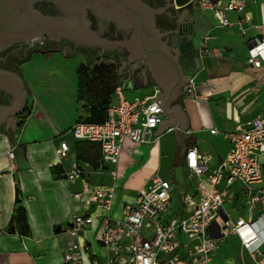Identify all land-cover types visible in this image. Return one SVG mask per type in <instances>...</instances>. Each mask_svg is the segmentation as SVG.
Instances as JSON below:
<instances>
[{"label": "crops", "instance_id": "obj_1", "mask_svg": "<svg viewBox=\"0 0 264 264\" xmlns=\"http://www.w3.org/2000/svg\"><path fill=\"white\" fill-rule=\"evenodd\" d=\"M186 4L180 17L191 24V38L199 49V64L190 75L201 92L200 99H184L180 95L182 85L179 88L177 100L186 117V128L173 132L172 126H163L149 143L126 140L116 165H106L100 174L81 162L91 184H111L108 170L116 171L111 217H120L122 207L131 203L136 189L152 173L170 181L169 214L179 215L180 193L192 190L183 164L185 150L195 147L207 152V165L213 167L228 149L222 132L242 126L264 105V61L258 67L246 62L250 38L264 31V0H245L247 20L242 19L241 12L224 10L230 24L218 23L212 10L196 0H187ZM203 41L208 46L206 51L202 49ZM217 50L222 53L216 54ZM0 66L19 75L26 93L23 112L15 117L5 115L0 123V264H55L60 262L62 250L70 240L63 227L68 225L72 213L92 208L72 197L80 190V183L68 180L64 174L75 156V140L66 129L81 114V101L76 98V60L72 50L53 45L48 49L33 48L17 61L0 59ZM116 73L126 98L149 86L160 91L150 75L133 83L119 68ZM9 101L10 96L0 90V105L8 106ZM83 115L86 117L87 112ZM212 128L215 133H209ZM60 139L69 148L62 163H58L54 152ZM7 150L12 151L11 158L7 157ZM259 161L264 175V152ZM15 197L23 209L25 233L14 221ZM223 209L233 217H246L237 183L232 185ZM97 227L94 220L83 237L94 256L101 259L103 250L94 241ZM238 250L237 237L229 235L219 241V251L208 264H241ZM242 260L250 263L244 252Z\"/></svg>", "mask_w": 264, "mask_h": 264}, {"label": "built area", "instance_id": "obj_2", "mask_svg": "<svg viewBox=\"0 0 264 264\" xmlns=\"http://www.w3.org/2000/svg\"><path fill=\"white\" fill-rule=\"evenodd\" d=\"M197 2L210 8L220 24L231 23L224 10L241 12L242 19H248L245 0ZM202 49L208 50L205 41ZM263 61L264 31L251 37L246 49L248 64L258 67ZM157 92L156 86H149L140 94L126 98L122 82L118 81L101 123L78 120L66 129L75 141L97 145L99 158L93 171L100 174L106 165L115 166L126 140L136 143L153 140L151 132L162 118L152 99ZM180 95L184 99L201 98L192 75H187ZM215 132L214 128L209 129V133ZM222 135L228 149L211 168L207 165L210 160L207 152L195 147L185 150L183 164L192 190L180 193L179 215L169 214L170 181L152 173L136 189L131 203L122 207L120 217H111L116 171L108 170L111 184H91L74 156L69 160L65 177L79 181L81 188L72 197L92 208L72 213L68 225L63 227L70 240L62 250L60 262L55 264H208L219 251V241L229 235L238 239L237 257L241 264H244L243 252L249 256V264H264V175L259 161V155L264 152V105L242 126L223 131ZM68 151L67 142L60 139L54 148L58 163L67 159ZM6 155L11 158L12 151L7 150ZM234 183L239 185L246 217H233L223 209ZM94 220L98 223L94 241L103 250L101 259L94 256L83 237Z\"/></svg>", "mask_w": 264, "mask_h": 264}, {"label": "water", "instance_id": "obj_3", "mask_svg": "<svg viewBox=\"0 0 264 264\" xmlns=\"http://www.w3.org/2000/svg\"><path fill=\"white\" fill-rule=\"evenodd\" d=\"M164 1L166 5L152 8L143 0H0V52L14 43L31 45L48 36L111 48L128 61L139 57L160 87L152 99L164 119L151 135L167 125L178 132L186 128L177 100L179 88L198 66L199 49L191 38V24L180 17L187 0ZM159 11L164 18L175 16L167 32L155 25L154 13ZM0 90L10 96L8 106L0 105L1 123L5 115L23 112L26 93L19 75L2 66Z\"/></svg>", "mask_w": 264, "mask_h": 264}, {"label": "trees", "instance_id": "obj_4", "mask_svg": "<svg viewBox=\"0 0 264 264\" xmlns=\"http://www.w3.org/2000/svg\"><path fill=\"white\" fill-rule=\"evenodd\" d=\"M104 54L102 55L104 56ZM97 58H99L98 55L89 56L85 63L79 64L75 68L77 76L76 98L87 104V116L81 121L89 123H101L104 120L106 104L117 83L116 68L111 62L98 61L89 65L91 60ZM74 153L78 162L91 164L92 167L97 166L99 152L95 143L75 141ZM94 159L96 160L95 163ZM17 202L18 199L15 197L14 221L19 226V230L25 233L27 227L23 217V209L17 205Z\"/></svg>", "mask_w": 264, "mask_h": 264}, {"label": "flooded vegetation", "instance_id": "obj_5", "mask_svg": "<svg viewBox=\"0 0 264 264\" xmlns=\"http://www.w3.org/2000/svg\"><path fill=\"white\" fill-rule=\"evenodd\" d=\"M149 7L156 8L157 6H163L166 5L164 0H143ZM167 2H171V0H167ZM173 5V4H172ZM175 10V5H173ZM154 22L155 25L160 29L161 31H168L169 29H172V27L175 24V16L173 19L170 18H164L162 11H159V13H154ZM74 41L67 40L64 38L60 39H54L50 38L48 36H44L42 41L40 43H33L28 44L25 42L20 43H14L10 46H7L0 52V56H2L5 60H14L17 61L24 56H26L30 50L36 47H41L43 49H48L52 47L53 45H59L63 49L68 50H78L83 54V56L87 59L89 56L97 55V54H104L107 52H112L113 58L118 63V68L121 72L124 73V75L128 76L129 79L133 83H137L141 81L144 78H148L149 74L147 72V68L145 65V61L141 60L139 57L133 58L132 60H127L125 57L120 55L118 52L111 48H101L91 46V45H80V44H73ZM107 51V52H105Z\"/></svg>", "mask_w": 264, "mask_h": 264}, {"label": "rangeland", "instance_id": "obj_6", "mask_svg": "<svg viewBox=\"0 0 264 264\" xmlns=\"http://www.w3.org/2000/svg\"><path fill=\"white\" fill-rule=\"evenodd\" d=\"M197 2V0H196ZM107 52V51H105ZM73 54H74V57H75V60H76V67L77 65L79 64H83L86 62V58L83 56V54L81 52H79L78 50H74L73 51ZM99 58L97 59H94V60H91L90 64H93L94 62H98V61H105V62H111L115 68H116V71H117V67H118V63L117 61L112 57L113 54L112 52H107L104 54V56L102 54H97ZM106 56H110V57H106ZM121 74V73H120ZM87 110V104H85L84 102H81V109H80V112L81 114L79 115V120H82L85 116L83 115L84 112ZM95 159H94V163H95ZM91 166V164H88ZM95 168V167H94ZM105 168V167H104Z\"/></svg>", "mask_w": 264, "mask_h": 264}]
</instances>
